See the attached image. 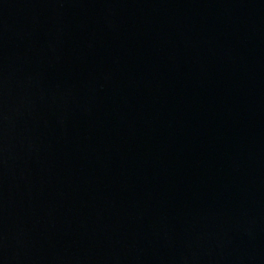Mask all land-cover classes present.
I'll return each mask as SVG.
<instances>
[{
	"label": "water",
	"instance_id": "1",
	"mask_svg": "<svg viewBox=\"0 0 264 264\" xmlns=\"http://www.w3.org/2000/svg\"><path fill=\"white\" fill-rule=\"evenodd\" d=\"M0 264H264V0H0Z\"/></svg>",
	"mask_w": 264,
	"mask_h": 264
}]
</instances>
